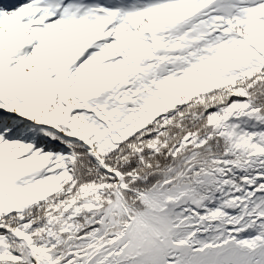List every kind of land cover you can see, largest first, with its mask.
Instances as JSON below:
<instances>
[{
	"label": "snow or ice",
	"instance_id": "1",
	"mask_svg": "<svg viewBox=\"0 0 264 264\" xmlns=\"http://www.w3.org/2000/svg\"><path fill=\"white\" fill-rule=\"evenodd\" d=\"M0 264H264V0H0Z\"/></svg>",
	"mask_w": 264,
	"mask_h": 264
}]
</instances>
